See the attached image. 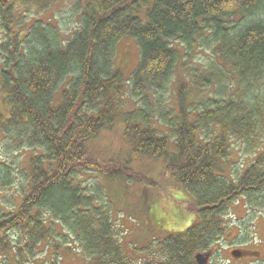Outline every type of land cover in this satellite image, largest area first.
Returning <instances> with one entry per match:
<instances>
[{
    "label": "trees",
    "instance_id": "trees-1",
    "mask_svg": "<svg viewBox=\"0 0 264 264\" xmlns=\"http://www.w3.org/2000/svg\"><path fill=\"white\" fill-rule=\"evenodd\" d=\"M50 2L71 25L35 17ZM128 37L129 73L114 56ZM181 46L200 64L178 65ZM118 125L120 148L95 146ZM0 132L28 156L0 180L22 179L17 209L0 213V264H20V247L47 254L22 264H55L61 237L60 255L75 242L90 264H191L220 241L235 201L240 220L264 204V0H0ZM149 158L160 174L133 170ZM162 175L194 204L190 220L147 188ZM127 188L137 203L123 218L112 202Z\"/></svg>",
    "mask_w": 264,
    "mask_h": 264
},
{
    "label": "rangeland",
    "instance_id": "rangeland-1",
    "mask_svg": "<svg viewBox=\"0 0 264 264\" xmlns=\"http://www.w3.org/2000/svg\"><path fill=\"white\" fill-rule=\"evenodd\" d=\"M66 5H62L61 3L53 2V3H47L45 4V7L39 12L35 17L40 16V17H45V18H52L53 15L55 16L53 19V22L59 26V27H64V26H69L75 20V17H67L66 16ZM39 8V5L33 1L30 3V5L24 6L23 9L20 10L21 12V17H24L25 22L28 19V16L30 15L29 13L33 10L37 11ZM26 24V23H25ZM116 50H115V64L116 66H122L125 68L126 72L129 73L134 67L135 64L138 61L139 55H138V47L135 44V42L131 38H124L121 39L117 42L116 45ZM181 53L184 54V57L177 63L178 65H186L185 62L190 61L192 64H200L198 63L197 60V49H194L192 54H185L183 52V47H180ZM179 69V68H178ZM177 69V70H178ZM204 96L201 97H196L192 101L194 104L198 103ZM116 129L111 130L107 135H102L101 139L97 140L95 142V146H100L102 144H107L113 151L116 150L117 148L121 147L120 141H122V138H120L121 135V128L120 126H116ZM11 140L8 139V137L3 136L0 132V180L2 178V175L5 176L6 174H12L16 175V173H21L24 172L26 169L25 163L27 159V155L23 154L22 151H20L17 148H12V143L10 142ZM250 158V156H245L247 159ZM252 158V157H251ZM154 160H151L150 158L144 161L143 163L135 160L134 161V168L133 170H139L141 173L145 174H153L158 172L159 169H155L154 165H158L159 163L157 161L153 162ZM246 163V162H245ZM245 163H234V168L240 171V168L242 167L241 164ZM144 165V167L141 169V166ZM152 165V166H151ZM247 165V164H246ZM124 167H122L123 169ZM155 169V170H154ZM132 170V171H133ZM151 170V171H149ZM128 172V170L126 171ZM237 173V172H236ZM236 173H233L234 177L236 176ZM148 175V176H149ZM19 175H17L16 181L13 183H4L3 181H0V213L6 212L7 210H11L13 208L17 209V205L20 202V185L22 183V179L18 178ZM147 177V176H146ZM166 175H162V177L159 178L156 185L151 184V180L149 178H146L148 181L147 188L151 191V194H157L162 200H168L169 204L171 206V209L174 212L179 213L182 210V214H185L186 212H190L191 215L189 217V220L193 217V212H194V204L189 202V201H184L179 199L173 198L170 193L166 191V187L168 186V189L172 191V193L175 195L177 193L178 189V184L176 185L175 183L172 182L173 185H171V181L169 178L165 179ZM101 178H103L101 176ZM100 178L101 184H104V181ZM165 184V185H163ZM132 190L130 191L128 188L124 190L119 196V198L114 197L113 198V206L119 207V211L121 212L122 217L126 212H128L129 206L127 203L135 205L137 203V196L131 195ZM14 197V198H13ZM168 204V203H167ZM259 206V207H258ZM132 206H130L131 209ZM255 209L252 211L248 212L249 214L245 216L242 220L238 218H242L246 213V206L244 204L243 198L239 199V202L235 201L232 205V212L235 215L234 218L227 217L226 221H229L228 226L225 228L223 231L222 238L220 241L212 246V257L211 261L209 260L210 264H264V204L260 205L257 204L254 206ZM138 216V215H137ZM121 217V220L123 218ZM182 217L185 218L183 215ZM138 221L135 222L136 225L132 224H127L123 229L127 228V233L122 236V246L125 247V243L127 242V238H129L130 241H132V236L135 233H132L131 231L133 230L134 232L136 230H139V222L141 219V216L138 217ZM187 221V223L189 222ZM124 221V220H123ZM144 223V222H143ZM129 227V228H128ZM168 228H172L169 227ZM168 229H165L161 231L160 233L163 234L161 236H164L165 231ZM9 235L14 241L21 243L20 241V233H17L16 231H9ZM57 243L61 245V247L57 250L58 253H55L54 256L51 255L50 257V262L51 260H56L55 264H58L57 262L60 261V264H90L89 261H87L82 253L81 248L79 245L75 242L72 243V246L77 248V250H72L69 251L68 253L60 255L59 253L63 249V246L65 245V241H68L67 239H56L55 240ZM23 244V242H22ZM71 246V247H72ZM247 248L249 250L250 256L243 259L237 260L236 257L232 256L230 254V251L233 250V248ZM42 251H39V248H37L36 251L28 252L25 253L22 248L20 247L17 251L15 249L16 253H10L9 250L4 254L5 258L7 260L11 259V255H17V258L22 264V260H26L29 263L32 261L34 263H37L36 260L39 259L45 260L44 257H47L46 252H44L43 249ZM38 252V253H36ZM48 252V251H47ZM36 253V254H35ZM49 253V252H48ZM48 255V256H49ZM12 260V259H11ZM10 260V261H11ZM17 260V259H16ZM159 261V259H158ZM169 264L168 259L166 258L164 261L160 258V264ZM2 264V263H1ZM13 264H16L14 261ZM41 264V263H38ZM46 264V263H44ZM189 264V263H188ZM191 264H195L194 260L191 262Z\"/></svg>",
    "mask_w": 264,
    "mask_h": 264
},
{
    "label": "water",
    "instance_id": "water-1",
    "mask_svg": "<svg viewBox=\"0 0 264 264\" xmlns=\"http://www.w3.org/2000/svg\"><path fill=\"white\" fill-rule=\"evenodd\" d=\"M208 253L209 252H201V253H197L195 256H196V261L198 264H202L203 262H205L208 258ZM232 255L238 257V256H241V254L239 253L238 250H233L231 252Z\"/></svg>",
    "mask_w": 264,
    "mask_h": 264
},
{
    "label": "flooded vegetation",
    "instance_id": "flooded-vegetation-1",
    "mask_svg": "<svg viewBox=\"0 0 264 264\" xmlns=\"http://www.w3.org/2000/svg\"><path fill=\"white\" fill-rule=\"evenodd\" d=\"M245 252L244 253H242V254H244V256H243V258H241V259H244V258H247V257H249L250 255H249V251L248 250H244Z\"/></svg>",
    "mask_w": 264,
    "mask_h": 264
}]
</instances>
